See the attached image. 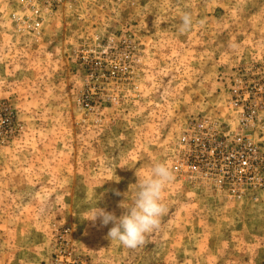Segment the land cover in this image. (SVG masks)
<instances>
[{
    "label": "rangeland",
    "instance_id": "1",
    "mask_svg": "<svg viewBox=\"0 0 264 264\" xmlns=\"http://www.w3.org/2000/svg\"><path fill=\"white\" fill-rule=\"evenodd\" d=\"M31 14L0 0V264H264V190L232 198L173 168L185 132L236 129L235 90L264 82V0H75L19 20ZM258 131L264 146V119ZM155 163L174 176L161 228L111 243L90 208L119 217Z\"/></svg>",
    "mask_w": 264,
    "mask_h": 264
},
{
    "label": "built area",
    "instance_id": "2",
    "mask_svg": "<svg viewBox=\"0 0 264 264\" xmlns=\"http://www.w3.org/2000/svg\"><path fill=\"white\" fill-rule=\"evenodd\" d=\"M21 1L32 14L19 20L40 26L54 11L75 0ZM245 86L244 92L235 90L230 102L237 128L219 120L197 122L179 139L173 162L175 170L203 178L237 199L264 190V146L257 139L264 119V82H246Z\"/></svg>",
    "mask_w": 264,
    "mask_h": 264
},
{
    "label": "clouds",
    "instance_id": "3",
    "mask_svg": "<svg viewBox=\"0 0 264 264\" xmlns=\"http://www.w3.org/2000/svg\"><path fill=\"white\" fill-rule=\"evenodd\" d=\"M192 27L193 17L185 12L178 31L183 34ZM173 179V172L165 163H155L147 175L138 177L137 183L132 184L131 200L129 202L125 196V200L119 204L124 209L119 217L95 205L90 208L87 220L93 224L99 221L101 226L111 223L113 226L107 233L111 243L116 242L129 249L141 247L146 244L150 234L161 228L162 218L168 211L162 202L163 192Z\"/></svg>",
    "mask_w": 264,
    "mask_h": 264
}]
</instances>
